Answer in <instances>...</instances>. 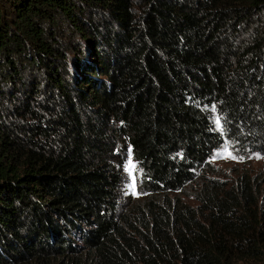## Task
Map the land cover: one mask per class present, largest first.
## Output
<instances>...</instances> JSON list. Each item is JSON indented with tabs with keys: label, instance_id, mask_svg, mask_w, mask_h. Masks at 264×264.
I'll return each mask as SVG.
<instances>
[{
	"label": "trees",
	"instance_id": "16d2710c",
	"mask_svg": "<svg viewBox=\"0 0 264 264\" xmlns=\"http://www.w3.org/2000/svg\"><path fill=\"white\" fill-rule=\"evenodd\" d=\"M224 146L264 159V0H0V264H264Z\"/></svg>",
	"mask_w": 264,
	"mask_h": 264
},
{
	"label": "rangeland",
	"instance_id": "374dc122",
	"mask_svg": "<svg viewBox=\"0 0 264 264\" xmlns=\"http://www.w3.org/2000/svg\"><path fill=\"white\" fill-rule=\"evenodd\" d=\"M65 27V25H64ZM210 171L203 173L204 177L216 179L220 182H231L242 173L255 175L257 173L264 174V159L255 157H241L234 149L228 146L218 150L214 158L210 161ZM140 172L135 169L131 158L128 159L124 173V181L121 186L123 199H142V195L138 192ZM195 186L188 188L187 195L181 196L188 203L194 204L193 192ZM264 190V186L262 187Z\"/></svg>",
	"mask_w": 264,
	"mask_h": 264
},
{
	"label": "snow or ice",
	"instance_id": "6c2138e0",
	"mask_svg": "<svg viewBox=\"0 0 264 264\" xmlns=\"http://www.w3.org/2000/svg\"><path fill=\"white\" fill-rule=\"evenodd\" d=\"M216 123H217V126L219 127V125H220L219 119H217Z\"/></svg>",
	"mask_w": 264,
	"mask_h": 264
}]
</instances>
